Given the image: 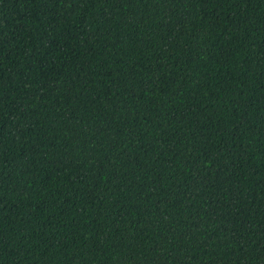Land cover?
<instances>
[{"label":"trees","instance_id":"trees-1","mask_svg":"<svg viewBox=\"0 0 264 264\" xmlns=\"http://www.w3.org/2000/svg\"><path fill=\"white\" fill-rule=\"evenodd\" d=\"M0 264H264V0H0Z\"/></svg>","mask_w":264,"mask_h":264}]
</instances>
